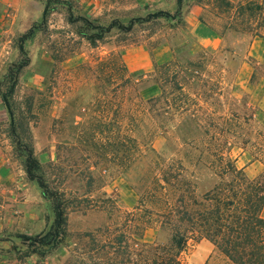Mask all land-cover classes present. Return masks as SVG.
<instances>
[{
	"label": "rangeland",
	"instance_id": "374dc122",
	"mask_svg": "<svg viewBox=\"0 0 264 264\" xmlns=\"http://www.w3.org/2000/svg\"><path fill=\"white\" fill-rule=\"evenodd\" d=\"M199 1L216 6L206 9L197 27L176 13L147 15L129 31L131 23L109 30L107 21L53 30L48 46L57 63L47 87L18 93L15 103L20 137L37 147L36 175L66 201V226L52 244L46 236L51 227L26 237L30 241L21 239L18 255L32 259L28 264H68L88 242L86 234L111 239L136 206L143 178L161 160H182L197 174L200 192L218 179L210 167L197 164L199 157L230 156L249 179L264 172L256 159L262 143L257 135L264 132V60L250 56L259 37L248 29L258 19L247 18L249 27H241L236 17L228 21L219 0ZM157 32L172 44L170 60L151 76L128 72L119 46ZM43 36L49 38V31ZM215 36L222 37L205 41ZM110 41L116 49L107 48ZM32 127L38 129L36 143ZM156 236L151 230L146 237ZM184 258L187 264H231L207 240L192 242Z\"/></svg>",
	"mask_w": 264,
	"mask_h": 264
},
{
	"label": "trees",
	"instance_id": "16d2710c",
	"mask_svg": "<svg viewBox=\"0 0 264 264\" xmlns=\"http://www.w3.org/2000/svg\"><path fill=\"white\" fill-rule=\"evenodd\" d=\"M219 2L226 8L228 21L236 17L241 27H249L247 18L258 19L248 29L253 37L264 38L263 0ZM162 15L169 16L164 12L150 16ZM219 15V12L214 14L216 18ZM133 25L134 21L125 30H131ZM18 67L10 75L4 98L9 99L14 93L16 70L21 68ZM19 129L17 121L12 134L27 176L37 181L43 196L53 206L55 220L45 234L53 237L52 244L65 235L66 201L58 192L49 190L42 176L36 175L41 166L35 148L24 143ZM257 139L262 143H258L256 159L264 163V132H258ZM197 164L214 171L218 181L211 188L200 192L195 181L197 174L189 172L182 160L157 162L143 178L136 206L115 228L112 238L100 241L86 234L88 242L68 264H187L184 255L191 243L202 240L212 243L218 254L231 264H264V172L249 179L230 156H214L212 160L199 157ZM109 230L105 233H110ZM151 230L157 232L154 241L146 237ZM21 239L31 240L26 236Z\"/></svg>",
	"mask_w": 264,
	"mask_h": 264
},
{
	"label": "crops",
	"instance_id": "0c3cea01",
	"mask_svg": "<svg viewBox=\"0 0 264 264\" xmlns=\"http://www.w3.org/2000/svg\"><path fill=\"white\" fill-rule=\"evenodd\" d=\"M215 6L199 0H134L130 4L120 0H0V264L32 263V259H21L18 255L21 237L44 233L54 222L52 205L39 185L29 180L12 134L18 121L17 94L32 90L42 92L52 76L57 63L52 47L48 46L53 42V30H65L79 21L99 24L107 21L114 30L116 23L134 21L135 26L147 15L160 12L180 13L197 27L202 24L206 9ZM55 15L60 17L59 21L53 19ZM44 31H49V38L43 36ZM221 37L205 41L214 44ZM106 46L109 50L117 47L115 41ZM119 51L128 72L151 76L158 64L170 60L174 50L157 32L140 41L123 44ZM250 56L256 61L264 60V38L253 40ZM23 58L26 63L22 65ZM18 66L21 68L16 70L14 93L9 99L4 98L10 86V75ZM28 127H31L30 120ZM37 130L30 129L35 143ZM34 148L36 155L37 147Z\"/></svg>",
	"mask_w": 264,
	"mask_h": 264
}]
</instances>
